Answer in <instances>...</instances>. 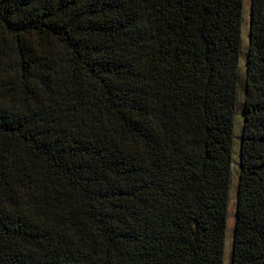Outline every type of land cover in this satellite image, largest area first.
<instances>
[{"label":"trees","instance_id":"1","mask_svg":"<svg viewBox=\"0 0 264 264\" xmlns=\"http://www.w3.org/2000/svg\"><path fill=\"white\" fill-rule=\"evenodd\" d=\"M243 0H0V264H224ZM230 264H264V0H251Z\"/></svg>","mask_w":264,"mask_h":264},{"label":"rangeland","instance_id":"2","mask_svg":"<svg viewBox=\"0 0 264 264\" xmlns=\"http://www.w3.org/2000/svg\"><path fill=\"white\" fill-rule=\"evenodd\" d=\"M250 6L251 0H243V25L241 32L242 40V53L239 60V81H238V101L236 105V116L234 123V140H233V158L230 177V190H229V204H228V216H227V228H226V240L224 251V264L229 263V256L232 247L233 229L235 223V203H236V191L238 184V162H239V137L241 134L243 115H242V103H243V80L246 68L245 51L248 46V31L250 25Z\"/></svg>","mask_w":264,"mask_h":264}]
</instances>
